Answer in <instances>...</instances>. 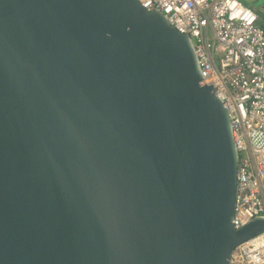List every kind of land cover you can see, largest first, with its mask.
<instances>
[{
    "label": "water",
    "instance_id": "obj_1",
    "mask_svg": "<svg viewBox=\"0 0 264 264\" xmlns=\"http://www.w3.org/2000/svg\"><path fill=\"white\" fill-rule=\"evenodd\" d=\"M237 154L187 36L139 0H0V264H229Z\"/></svg>",
    "mask_w": 264,
    "mask_h": 264
},
{
    "label": "built area",
    "instance_id": "obj_2",
    "mask_svg": "<svg viewBox=\"0 0 264 264\" xmlns=\"http://www.w3.org/2000/svg\"><path fill=\"white\" fill-rule=\"evenodd\" d=\"M188 37L202 82L227 111L237 154L232 226L264 218V29L245 0H139ZM229 264H264V231L237 245Z\"/></svg>",
    "mask_w": 264,
    "mask_h": 264
},
{
    "label": "rangeland",
    "instance_id": "obj_3",
    "mask_svg": "<svg viewBox=\"0 0 264 264\" xmlns=\"http://www.w3.org/2000/svg\"><path fill=\"white\" fill-rule=\"evenodd\" d=\"M245 5L253 11H258L261 17H264V0H245Z\"/></svg>",
    "mask_w": 264,
    "mask_h": 264
},
{
    "label": "trees",
    "instance_id": "obj_4",
    "mask_svg": "<svg viewBox=\"0 0 264 264\" xmlns=\"http://www.w3.org/2000/svg\"><path fill=\"white\" fill-rule=\"evenodd\" d=\"M257 15L256 25L264 29V17H261V13L254 11Z\"/></svg>",
    "mask_w": 264,
    "mask_h": 264
}]
</instances>
